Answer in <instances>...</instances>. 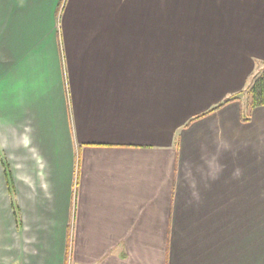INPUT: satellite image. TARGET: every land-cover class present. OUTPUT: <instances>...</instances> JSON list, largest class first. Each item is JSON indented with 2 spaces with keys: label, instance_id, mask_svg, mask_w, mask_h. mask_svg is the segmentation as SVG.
<instances>
[{
  "label": "crops",
  "instance_id": "obj_1",
  "mask_svg": "<svg viewBox=\"0 0 264 264\" xmlns=\"http://www.w3.org/2000/svg\"><path fill=\"white\" fill-rule=\"evenodd\" d=\"M263 66L264 0H0V264H264V106L196 118Z\"/></svg>",
  "mask_w": 264,
  "mask_h": 264
},
{
  "label": "trees",
  "instance_id": "obj_2",
  "mask_svg": "<svg viewBox=\"0 0 264 264\" xmlns=\"http://www.w3.org/2000/svg\"><path fill=\"white\" fill-rule=\"evenodd\" d=\"M240 96L242 98H240ZM243 99V100H242ZM238 100L243 103L242 108V120L248 121L250 118L251 111L256 107L264 106V66L259 68L256 73L251 77L247 87L244 91L239 92L237 95L230 97L224 103L218 105L217 107L211 109L209 112L199 115L196 118H200L217 108L221 107L223 104L232 101ZM4 168V178L6 182L7 189L10 188V175L8 171V166L4 161H2Z\"/></svg>",
  "mask_w": 264,
  "mask_h": 264
},
{
  "label": "rangeland",
  "instance_id": "obj_3",
  "mask_svg": "<svg viewBox=\"0 0 264 264\" xmlns=\"http://www.w3.org/2000/svg\"><path fill=\"white\" fill-rule=\"evenodd\" d=\"M4 154L2 152V150H0V161H2L1 159L4 158L3 157ZM2 167L0 165V215H3V211H4V207H3V203L5 202V189L3 186V174H2ZM3 220L0 219V223H2Z\"/></svg>",
  "mask_w": 264,
  "mask_h": 264
}]
</instances>
